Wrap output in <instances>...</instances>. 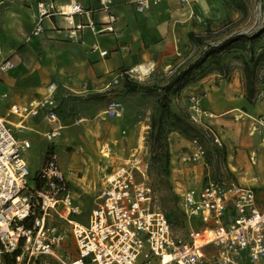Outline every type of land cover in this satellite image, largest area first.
Segmentation results:
<instances>
[{
	"label": "built area",
	"instance_id": "1",
	"mask_svg": "<svg viewBox=\"0 0 264 264\" xmlns=\"http://www.w3.org/2000/svg\"><path fill=\"white\" fill-rule=\"evenodd\" d=\"M99 2L108 12V19L95 29L90 19L87 23L75 21V16L88 12L79 2L72 0L58 6L55 0H39L32 34L42 33L43 20L55 16L67 20L71 39L86 25L97 33L113 32L117 18L109 11L111 0ZM148 2L136 0V9L142 11ZM14 67V62L6 59L0 62V74ZM133 75V70H123L110 85H118ZM55 90L56 86L51 84L38 101L10 103L8 115L20 121L40 116L53 125L45 138L54 142L62 135L63 128ZM207 94L203 89L187 96V117L192 124L210 131L214 143L221 146V138L209 123L214 114L202 105ZM125 109L123 101L112 98L104 114L107 118H119ZM252 119L251 133L258 132L264 138V113ZM84 120L83 116H77L74 124ZM16 129L12 121L0 115V264H8L5 255L14 256L11 264H33L41 256L50 257L58 264H264V205L259 203L252 186L208 178L199 188H187L179 204L188 228L180 236L174 234L171 218L161 209L158 193L147 182L137 180V173L145 177L140 164H120L105 174L88 222L78 223L73 217L80 212L79 206L75 204L70 180L60 166L58 154L54 149L46 154L31 183V172L23 157L31 143L19 138ZM191 145L184 161L203 159L204 145L197 138L191 140ZM251 160L255 162L253 155ZM53 215L72 225L77 252L73 258L65 259V232L48 223ZM210 246L215 250L208 249Z\"/></svg>",
	"mask_w": 264,
	"mask_h": 264
},
{
	"label": "rangeland",
	"instance_id": "2",
	"mask_svg": "<svg viewBox=\"0 0 264 264\" xmlns=\"http://www.w3.org/2000/svg\"><path fill=\"white\" fill-rule=\"evenodd\" d=\"M243 1L246 3L245 10L223 3L227 15L222 19H213L203 24L199 37H196V49L189 57L198 52L201 54L208 45H216L230 36L239 35L238 41L230 45L231 53L226 56L230 71L227 75H216L215 85L221 86L220 79L229 83L232 77L241 73L240 84L246 94L242 60L238 55H247L246 48L250 45L254 46L256 52L264 46V0ZM178 70V67H168L165 70H155L145 76L134 73L135 77L123 79L119 87L113 89L110 86L106 91L85 97L79 102L82 107H76V110L70 109L67 103H64L65 100H62L65 104L63 109L65 114L61 121L66 127L61 137L50 142L40 136L42 142L31 143V148L23 154L31 172L30 182L32 183L33 176L43 165L48 150L54 149L58 154L62 170L70 180L75 204L79 206L80 212L73 219L76 222L87 223L91 210L98 202L105 174L120 164L138 163L145 172V177L137 173V180L147 182L158 193L161 209L171 218L174 234L180 236L186 234L188 223L179 202L181 195L189 187L177 185V181L187 185L212 178L226 184L253 186L255 190L261 191L262 200H259V203L263 204L264 138L258 132L251 133L253 119L242 111L222 110L209 119L212 130L222 140V145H218L219 150L214 149L213 134L203 127H198L203 133H200L197 139L206 150L204 158L199 160V163L184 161V156L189 153L192 145L180 143L182 137L188 139L182 134L177 135V139L173 138L174 132H170L167 138L170 153L168 164L159 159V154L156 158L151 153L147 142L151 117L157 101L164 92V87ZM262 76L260 72L258 79ZM1 78L3 80L4 75ZM126 80L135 82L137 88L134 90L127 88ZM237 87L238 82L228 88L235 90ZM182 97L185 98L186 95ZM182 97L180 92L174 96L172 106L174 110L187 117L185 103L181 102ZM112 98L120 99L125 105V112L119 118H107L101 112L104 105ZM1 100L0 114L5 113L7 109L5 104L8 97L1 96ZM263 100L264 80L258 83L254 98L250 100L252 103L250 114L258 116L264 113V109L261 108V106L264 108ZM74 111L84 112L83 116L86 120L79 125L74 124L72 119ZM11 117L16 119L14 116ZM23 134L19 133L21 136ZM28 136L32 137L34 134L28 133ZM106 146L109 147L108 150L105 149ZM222 147H225V158ZM252 155H256L255 162L251 160ZM48 223L57 225L65 232V259L75 257L77 252L72 225L57 215H53ZM208 249L212 251L215 247L210 246ZM33 264H58V262L50 257L41 256L34 260Z\"/></svg>",
	"mask_w": 264,
	"mask_h": 264
},
{
	"label": "crops",
	"instance_id": "3",
	"mask_svg": "<svg viewBox=\"0 0 264 264\" xmlns=\"http://www.w3.org/2000/svg\"><path fill=\"white\" fill-rule=\"evenodd\" d=\"M38 1L0 0V62L10 59L15 64L13 69L0 74V109L4 94L8 97L5 104L8 108L12 102L26 104L40 100L48 91V86L54 84L60 102V120L65 114L66 103L70 109L76 110V107H82L79 102L85 97L106 91L110 86L113 89L119 87L123 80L118 85L110 83L123 70H134L143 63L151 64L149 73L168 67H178L177 73L183 70L200 55L198 52L189 57L196 49V37H199L203 24L222 19L228 13L222 0H188V3L181 0H149L142 11L136 9V0H111L109 11L117 18L113 32L97 33L86 25L71 39L67 30L69 23L61 16L46 17L43 20L44 31L32 34ZM70 1L55 0V3L61 6ZM74 1L88 10L86 15L75 16L76 22L87 23L90 19L95 23V29H99L107 21L108 12L101 8L99 0ZM103 50L107 51L104 55L100 53ZM216 75L220 74L210 72L182 88L181 97L184 94L186 97H182L181 102L187 106L189 94L206 89L208 94L202 105L214 116L222 110H239L254 117L250 114L252 103L240 84L241 73L232 77L229 83L220 79V87L215 85ZM236 82L238 87L235 90L228 88ZM106 104L101 110L103 113ZM83 113L74 111L73 123ZM0 115L14 125L23 124L17 127L16 135L33 144H40V136L45 138V133L53 126L40 116L24 121L15 116L16 119H12L7 109ZM61 125L64 132L66 126L62 121ZM19 133L24 134L21 136ZM28 133L34 136L30 137ZM177 135L180 136V133L174 131L173 138L177 139ZM180 143L187 145L191 140L182 137ZM177 182L180 186L199 188L206 180L187 184L189 186ZM256 191L259 200H262L261 191Z\"/></svg>",
	"mask_w": 264,
	"mask_h": 264
},
{
	"label": "trees",
	"instance_id": "4",
	"mask_svg": "<svg viewBox=\"0 0 264 264\" xmlns=\"http://www.w3.org/2000/svg\"><path fill=\"white\" fill-rule=\"evenodd\" d=\"M223 2L226 5L231 4L239 10L246 9V3L243 0H223ZM239 38V35L230 36L216 45H208L192 63L179 71L164 87V92L155 105L147 134L149 149L154 157L157 158V154H159V159L164 160L166 164L169 163L170 153L167 138L170 132H179L189 140L198 138L197 136L203 133L198 128L199 126L189 121L188 117L174 110L172 106L174 96L178 95L186 85L201 79L210 72L227 75L230 67L226 56L232 50L231 43L238 41ZM246 51L247 55L240 54L238 57L242 60L246 95L249 100H253L258 83L264 80V46H261L259 52H256L254 46L250 45ZM260 72L263 76L258 79ZM125 79L131 78L127 76ZM125 85L131 90L137 88V84L132 81L126 80ZM214 149L219 150L220 148L214 143ZM222 152L225 158V147H222ZM4 258L8 264L15 260L14 256L9 255H5Z\"/></svg>",
	"mask_w": 264,
	"mask_h": 264
},
{
	"label": "bare ground",
	"instance_id": "5",
	"mask_svg": "<svg viewBox=\"0 0 264 264\" xmlns=\"http://www.w3.org/2000/svg\"><path fill=\"white\" fill-rule=\"evenodd\" d=\"M150 68H151V64L150 63H143V64H140V65H138L137 67H135V69L133 70L135 73H138V74H140V75H144L145 76V74H147V73H149L150 72ZM14 125V124H13ZM19 125L20 126H18V125H14V126H16V127H22V125L23 124H20L19 123ZM105 154H108V153H105ZM255 154V153H254ZM255 156L256 155H254V159H255ZM200 161H197L196 163H199ZM79 212V211H78ZM74 221V220H73ZM74 222H76V221H74ZM79 223V222H78ZM206 237H208V236H206ZM200 243L201 242H205V241H199Z\"/></svg>",
	"mask_w": 264,
	"mask_h": 264
}]
</instances>
